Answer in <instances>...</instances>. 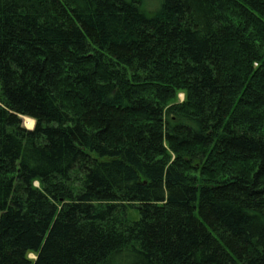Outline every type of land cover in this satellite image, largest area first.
I'll return each instance as SVG.
<instances>
[{
    "label": "trees",
    "instance_id": "16d2710c",
    "mask_svg": "<svg viewBox=\"0 0 264 264\" xmlns=\"http://www.w3.org/2000/svg\"><path fill=\"white\" fill-rule=\"evenodd\" d=\"M157 5L0 0V264H264V0Z\"/></svg>",
    "mask_w": 264,
    "mask_h": 264
},
{
    "label": "rangeland",
    "instance_id": "374dc122",
    "mask_svg": "<svg viewBox=\"0 0 264 264\" xmlns=\"http://www.w3.org/2000/svg\"><path fill=\"white\" fill-rule=\"evenodd\" d=\"M129 1H132V0H129ZM137 1L141 2V5H142L144 11H145L147 14H149V15H151V14H150L149 12H147V10L150 11L151 13H153V12L156 11V9L158 8V7H157V6H158V5H157V0H137ZM146 9H147V10H146ZM180 98H181V100H183V95H181ZM23 126H24L26 129H29V127H26L24 120H23ZM34 127H35V126H34ZM29 130H32V129H29ZM139 217H140L139 213L136 212L135 216H132V219H133V220H138ZM30 258L34 259L35 257L32 255V256H30Z\"/></svg>",
    "mask_w": 264,
    "mask_h": 264
},
{
    "label": "bare ground",
    "instance_id": "6f19581e",
    "mask_svg": "<svg viewBox=\"0 0 264 264\" xmlns=\"http://www.w3.org/2000/svg\"><path fill=\"white\" fill-rule=\"evenodd\" d=\"M23 120L25 122L26 127H29V129H33L34 128V126H35V121L34 120H32L30 118H27V117L23 118Z\"/></svg>",
    "mask_w": 264,
    "mask_h": 264
}]
</instances>
